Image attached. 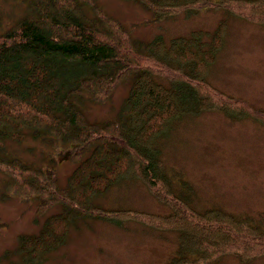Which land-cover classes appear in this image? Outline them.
<instances>
[{"label": "trees", "instance_id": "16d2710c", "mask_svg": "<svg viewBox=\"0 0 264 264\" xmlns=\"http://www.w3.org/2000/svg\"><path fill=\"white\" fill-rule=\"evenodd\" d=\"M21 1L25 12L0 31L1 193L29 196L44 214L56 210L36 231L19 233L4 257L16 254L13 264L43 261L70 227L92 218L174 231L176 246L163 264H221L230 253L238 264H250L263 253L264 215L197 208L190 184L179 177L175 186L180 173L169 171L161 156V139L184 116L218 107L232 117L264 121V109L227 96L207 78L224 42L226 18L212 29L144 40L97 0ZM132 1L154 20L211 7L264 24V0ZM119 83L127 90L112 114L89 117L92 105L109 100ZM27 138L45 148L46 167L9 147ZM64 147L73 166L59 184L49 152ZM124 179L141 180L169 211L108 208L95 201Z\"/></svg>", "mask_w": 264, "mask_h": 264}, {"label": "rangeland", "instance_id": "374dc122", "mask_svg": "<svg viewBox=\"0 0 264 264\" xmlns=\"http://www.w3.org/2000/svg\"><path fill=\"white\" fill-rule=\"evenodd\" d=\"M97 1L132 35L144 40L156 34L168 38L195 28L212 29L225 17L224 42L207 78L227 96L242 98L248 105L264 109V24L211 7L190 13L181 10L154 20L150 11L132 0ZM25 10L26 4L21 0H0V31ZM126 90L127 85L116 84L111 98L92 105L88 116L102 118L112 114ZM9 147L21 158L46 167L47 152L39 142L27 138ZM160 147L169 171L180 173L174 177L175 186H179V177L187 181L197 208L218 206L238 215H264V121L249 115L232 117L214 107L181 118L161 139ZM67 154L65 147L49 152L50 157L56 158L54 169L59 184L73 166ZM2 179L0 172V264H13L17 255L5 258L4 252L16 245L19 233L36 231L43 217L56 208L44 214L29 196L2 195ZM95 201L108 208H135L157 214L169 211L168 204L139 179L114 183ZM78 224L70 227L61 245L35 264H163L176 246L174 231H159L133 220L119 225L92 218L79 220ZM219 262L238 264L232 253L222 256ZM250 264H264V252L253 256Z\"/></svg>", "mask_w": 264, "mask_h": 264}]
</instances>
